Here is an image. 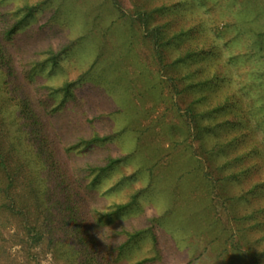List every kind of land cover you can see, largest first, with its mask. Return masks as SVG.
<instances>
[{"label":"rangeland","instance_id":"rangeland-1","mask_svg":"<svg viewBox=\"0 0 264 264\" xmlns=\"http://www.w3.org/2000/svg\"><path fill=\"white\" fill-rule=\"evenodd\" d=\"M26 3L34 13L7 41L17 75L7 98L29 102L35 139L59 161L56 181L78 191L64 206L85 232L96 221L90 209L139 191L136 203L105 222L110 232L148 229L115 264L144 257L155 258L146 264H254V253L264 264V0H126L129 17L141 6L153 14L149 26L162 25L168 38L180 34L164 46L165 62L196 51L165 71L144 25L121 19L112 0H0V22H13L4 14ZM50 51H62L56 63ZM178 71L193 75L182 94L167 76ZM212 74V83L198 85ZM73 81L68 92L53 89ZM227 93L232 106L217 114L221 137L186 116L199 98L205 110ZM94 137L108 138L73 147ZM215 140L221 146L212 157ZM110 158L121 161L94 181V166ZM40 262L53 264L51 254Z\"/></svg>","mask_w":264,"mask_h":264},{"label":"trees","instance_id":"trees-1","mask_svg":"<svg viewBox=\"0 0 264 264\" xmlns=\"http://www.w3.org/2000/svg\"><path fill=\"white\" fill-rule=\"evenodd\" d=\"M125 1L112 0L111 5L114 12L121 19L131 22L132 27L137 24L136 21L144 25V38L151 45L161 70L165 71L168 67H175L177 63L185 62L195 56L196 51L190 50L171 63L165 62L164 46L170 40L177 39L180 34L168 38L162 25L149 26V20L153 14L148 10H142L141 6L135 5L134 14L138 18L129 17L127 11L131 12V10L124 5ZM34 8L35 5L26 3L4 14V17L8 19L15 17L13 22L8 24L0 22V264H41L40 255L46 252L51 254L53 264H115L114 261L119 260L124 249L148 229L132 231L122 227L110 232L105 222L136 203L139 191L134 193L128 201L115 203L110 207L94 206L90 209L94 211L96 221L93 229L85 232L82 222L77 219L74 208L68 207L67 210L64 206L65 203L71 205L70 201L74 200L78 191L62 190L61 182L56 181L60 169L59 161L55 159L53 150L47 144L45 145V141L35 139L37 129L29 102L26 99L7 98L12 92L6 88L7 84L12 82L10 77L17 76L11 71L13 68L9 65L11 60L7 54L9 52L7 41L19 25L34 13ZM23 11H25L24 14L19 16ZM259 34L262 35L261 32ZM74 44L75 39L62 51ZM61 52L55 54L50 51L48 58L56 63L58 54ZM4 65H6L5 70ZM166 72L168 73V70ZM167 76L176 87L175 92L179 94L194 85L192 73L181 74L178 71L176 74L169 73ZM205 79L203 82H197L198 85L212 83L215 74L206 76ZM73 83L74 81L66 82L53 89L68 92ZM214 92L217 90L215 89ZM203 97L207 98V95ZM201 99L188 105L186 116L190 117L199 128L213 131L221 137L222 134L217 128L224 122L218 121L217 114L218 111L225 110V107L231 105L230 95L227 93L224 97L222 94L220 98L215 95L211 101L213 104L205 110L197 108V102ZM206 115L210 117L209 120L212 119L210 124L202 123V118ZM239 128V125L235 127L237 130ZM107 138L94 137L83 140L73 147ZM216 140L213 148L210 149L212 157L217 155L220 150L217 148L221 146ZM253 149L236 156L235 161L247 156ZM120 161V158H110L105 165L94 166V173H96L94 181H97L102 174ZM231 176L237 175L232 174ZM262 184L263 182L256 183L253 190L260 188ZM117 235H126V240L115 244L117 240L112 239ZM154 241L156 245V237ZM259 253H264V250ZM108 254L112 257H108ZM251 255L255 260L254 264H260L257 254ZM154 259V257H144L129 264H146Z\"/></svg>","mask_w":264,"mask_h":264}]
</instances>
